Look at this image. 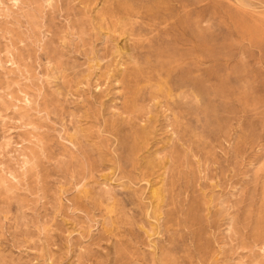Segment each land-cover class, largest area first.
<instances>
[{"label":"rangeland","instance_id":"rangeland-1","mask_svg":"<svg viewBox=\"0 0 264 264\" xmlns=\"http://www.w3.org/2000/svg\"><path fill=\"white\" fill-rule=\"evenodd\" d=\"M0 264H264V0H0Z\"/></svg>","mask_w":264,"mask_h":264},{"label":"bare ground","instance_id":"bare-ground-1","mask_svg":"<svg viewBox=\"0 0 264 264\" xmlns=\"http://www.w3.org/2000/svg\"><path fill=\"white\" fill-rule=\"evenodd\" d=\"M50 2V1H49Z\"/></svg>","mask_w":264,"mask_h":264}]
</instances>
